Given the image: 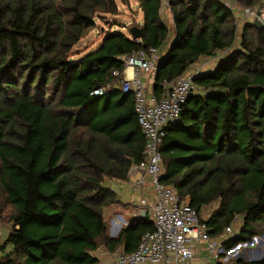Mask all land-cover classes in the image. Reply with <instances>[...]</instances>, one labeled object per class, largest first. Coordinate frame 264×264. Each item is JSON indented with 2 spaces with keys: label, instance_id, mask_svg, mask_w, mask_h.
Here are the masks:
<instances>
[{
  "label": "trees",
  "instance_id": "1",
  "mask_svg": "<svg viewBox=\"0 0 264 264\" xmlns=\"http://www.w3.org/2000/svg\"><path fill=\"white\" fill-rule=\"evenodd\" d=\"M138 2L142 24L105 31L96 50L74 59L97 19L120 15L117 0H0V215L5 221L9 208L12 224L0 264H100L101 247L133 252L154 229L139 214L112 237L104 215L118 202L107 180H127L146 144L134 93L122 89L124 57L152 47L160 50L157 99L200 59L221 58L196 75L180 119L165 127L164 183L212 238L242 219L226 248L264 234V27L246 21L239 32L223 0ZM236 3L259 9L264 0ZM133 26L141 39L131 37Z\"/></svg>",
  "mask_w": 264,
  "mask_h": 264
},
{
  "label": "built area",
  "instance_id": "2",
  "mask_svg": "<svg viewBox=\"0 0 264 264\" xmlns=\"http://www.w3.org/2000/svg\"><path fill=\"white\" fill-rule=\"evenodd\" d=\"M245 13L260 19L262 17V12L258 15L257 9L246 8ZM159 54V48L152 47L125 56L126 68L122 73V89L134 93L138 121L146 136L144 158L132 169L142 172L144 178L149 179L155 193L153 202L146 196L141 199L143 208L151 212L154 229L141 237L133 252L117 250L111 261L100 264H192L201 251V243H205L206 251L218 263L234 264L242 251L257 247L260 237L253 236L250 240L226 248L224 240L235 237L239 230L230 225L226 227L222 239L212 238L200 214L163 181L165 165L160 146L165 127L180 119L183 105L197 89L194 79L201 70L190 69L185 75L166 81V92L157 99L142 80L141 73H149L155 79ZM110 87L97 88L95 94H103ZM139 214L140 211L134 213L135 217ZM3 235L4 221L0 215V238Z\"/></svg>",
  "mask_w": 264,
  "mask_h": 264
},
{
  "label": "crops",
  "instance_id": "3",
  "mask_svg": "<svg viewBox=\"0 0 264 264\" xmlns=\"http://www.w3.org/2000/svg\"><path fill=\"white\" fill-rule=\"evenodd\" d=\"M136 1H137L136 5H138L137 9L133 8V3L130 0H128V3H124V2L122 3L127 7L128 14H133V17H131L132 20L136 19L135 20L136 22L138 23L140 22L139 24H142L144 14L142 9L140 8L138 0ZM223 1L226 4L230 5L231 7L236 5V0H223ZM119 10L120 13L124 11L123 9L120 8V6H119ZM162 16L173 31L174 21L168 6H165L164 9L162 10ZM213 67H208L204 70H209ZM141 78L149 87L150 92H153V87L155 83V79L153 78V76L149 73H141ZM107 184L116 192V196L118 199L117 203L107 206L104 210V215L108 222L109 233L112 237H118L120 235L121 231L133 220V218H135L134 213L136 211H140V214H142L143 217H146L148 215L149 218L152 220L150 210L143 208V206L141 205V199L146 196L149 198L151 202H153L155 199V193L153 191L149 179L144 178L142 172L132 169L129 178L127 180H115V179L107 180ZM126 222H128V224H126ZM255 248L258 250L259 253L262 252V250L258 249L257 247L251 248L250 250ZM101 249H105V248L102 247ZM101 249L99 251H101ZM119 249L122 248L120 247ZM203 252H207L205 248V243H201V251L198 252L196 257L192 261V264H214L208 258L205 260L202 259L201 255ZM114 253L109 254L110 257L109 261L113 259ZM212 260L214 259L212 258ZM217 264L220 263L217 262Z\"/></svg>",
  "mask_w": 264,
  "mask_h": 264
},
{
  "label": "rangeland",
  "instance_id": "4",
  "mask_svg": "<svg viewBox=\"0 0 264 264\" xmlns=\"http://www.w3.org/2000/svg\"><path fill=\"white\" fill-rule=\"evenodd\" d=\"M117 1L119 3L120 8L123 9L124 11L121 10L122 12L118 16H112V15L108 14V15H103V17L97 19L95 29H92L89 32V34L82 41H80V43L78 45H76L74 50L76 52H81V53L74 55L73 56L74 59H79L82 56H84L85 54L96 50L98 48V46L100 45L102 39H103V35H104L105 31H107V30H112V31L113 30H124V31H126L128 33V31L126 30V28H124V26L125 25L126 26L127 25L128 26H132L134 23H138V22L135 21L136 19L132 20L131 17H133V14H128V12H127L128 9L122 3V1L121 0H117ZM130 1L133 3V8L137 9L138 8V5H136L137 1L136 0H130ZM232 8L235 11V14H236L238 22H239V26H240L239 32H241V28H242L243 24L246 21L254 22L255 18L257 17L256 15H249L248 16L245 13V9L240 7L239 5H237V3H236L235 6H232ZM256 9H257V13L259 12L258 15H260L261 14L260 12H262V14H261L262 17L260 19L262 21L263 18H264V4L261 5L259 7V9L258 8H256ZM125 11H126V14H125ZM239 37H240V34H239ZM220 60H221V58H219V57L202 58L196 64H194L191 67V69L192 70L199 69V70L205 71L204 69H206L208 67H213L214 65L219 63ZM213 68H211V69H213ZM216 204L217 203H213V204H211L210 206H207L204 209V211L202 213L203 218L207 217L213 211V209L216 207ZM6 211L10 212V209L7 208ZM7 212L4 213V216H5L4 235L2 236V238H0V243L7 238L8 234H9L10 227L12 226V224L9 223V221L7 220ZM241 222H242V219L240 220V222L236 221V223L234 224V227L237 230L240 229ZM259 237H260V241H259V244L257 245V248L262 250L261 253H259L256 248L252 249V250L246 249V250L242 251L239 256L240 257H245L248 260H254V259H258L259 257H262L264 255V234L263 235H259ZM103 248H105V247H103ZM99 250L96 252V255L100 258V260L101 261H109L110 252L106 248L105 249H101V251H99ZM119 250H122V249H119ZM201 257L204 260L208 258L214 264H217V261L215 259L212 260V258L210 257L208 252H203Z\"/></svg>",
  "mask_w": 264,
  "mask_h": 264
},
{
  "label": "water",
  "instance_id": "5",
  "mask_svg": "<svg viewBox=\"0 0 264 264\" xmlns=\"http://www.w3.org/2000/svg\"><path fill=\"white\" fill-rule=\"evenodd\" d=\"M253 24L258 28L264 27V22L261 21L259 17L255 18ZM130 34L133 39H141L143 37V31L139 26H133L130 29ZM263 258H264V255L262 257H259L258 259H254V261H261Z\"/></svg>",
  "mask_w": 264,
  "mask_h": 264
}]
</instances>
